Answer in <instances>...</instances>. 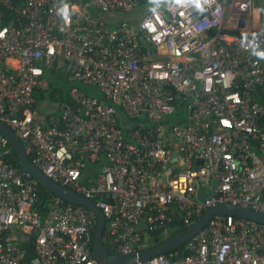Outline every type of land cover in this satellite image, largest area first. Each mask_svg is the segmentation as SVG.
<instances>
[{"label": "built area", "instance_id": "built-area-1", "mask_svg": "<svg viewBox=\"0 0 264 264\" xmlns=\"http://www.w3.org/2000/svg\"><path fill=\"white\" fill-rule=\"evenodd\" d=\"M143 1L0 0V122L50 179L95 201L115 254L149 248L143 230L176 211L186 229L223 203L264 213V0ZM56 66L104 98L74 86V103L43 117L35 93ZM10 145L0 132V264H101L95 214L52 192L42 203ZM90 164L102 168L88 177ZM182 246L135 264H264V223L215 214Z\"/></svg>", "mask_w": 264, "mask_h": 264}, {"label": "water", "instance_id": "water-1", "mask_svg": "<svg viewBox=\"0 0 264 264\" xmlns=\"http://www.w3.org/2000/svg\"><path fill=\"white\" fill-rule=\"evenodd\" d=\"M139 33L142 34L141 31ZM0 132L7 136L11 145L18 153L21 166L25 170L31 172L43 187L72 203L81 205L89 209L95 214V216L97 217V226L94 232L93 256L101 264H135L138 262H145L154 255L165 253L169 250L177 248L187 240L197 235L207 225L210 218L215 214L235 215L264 223V213L254 211L248 207L232 205L230 203H223L208 209L205 214L192 226L162 243L135 253L114 254L104 244L106 218L102 210L96 205L95 201L50 179L41 169H39L33 163L20 137L10 126L0 122ZM200 162L203 163V161ZM216 184V179L213 181L211 187H206L202 182H200L197 193L198 199L203 201L207 197H209L212 194Z\"/></svg>", "mask_w": 264, "mask_h": 264}, {"label": "trees", "instance_id": "trees-1", "mask_svg": "<svg viewBox=\"0 0 264 264\" xmlns=\"http://www.w3.org/2000/svg\"><path fill=\"white\" fill-rule=\"evenodd\" d=\"M157 1H159V0H144L141 4V10H145L147 8V4H149L148 6H151V7L155 6ZM45 78H47L49 80V88L47 90H37L36 91V93H35L36 108H39L40 102H44V101L54 102L56 104V106H58V107H57V110L52 112V113L56 114L57 116L60 114L59 104L61 102L69 101V102L74 103L73 98L70 96V90L74 86L80 87L82 90H84L85 92H87L90 95L97 96L98 98H101V99L104 98L101 94H97L96 90H94V88L92 90L89 86H86V85L81 84L77 81L71 80L69 78V74L65 70L64 66H56L54 68L47 69L45 72ZM62 82H65V83L63 84ZM256 98L261 104L264 105V91H263V89H260V91L256 95ZM48 116H49V114H48ZM262 124H264V117L262 118ZM11 148H12V152L10 155L11 161L16 166H18L19 168L22 169L23 167L20 164L18 153L13 148V146H11ZM101 168H102V164L90 165L86 171V175L88 177L95 176L98 173V171H100ZM40 188H41L40 189L41 201H42V203H44V202L48 201L53 194L50 191H48L45 187H43L42 185L40 186ZM96 226L97 225H95L93 228V233H92L93 241H94V231H95ZM184 229H185V227L184 228L181 227L179 224V221H176L175 224L171 225L170 235L168 236V238L174 237L175 235H177L179 232L183 231ZM148 238H149V242H150L151 246L157 245V244L165 241V239L161 236L160 231L150 232L148 234ZM104 240H105V237H104ZM93 241H92V243H93ZM108 248L112 253H114V254L117 253V251L115 249H113L111 247H108ZM181 248H179V249H181ZM33 255L34 254H32V252H31L29 254V257H32Z\"/></svg>", "mask_w": 264, "mask_h": 264}, {"label": "rangeland", "instance_id": "rangeland-1", "mask_svg": "<svg viewBox=\"0 0 264 264\" xmlns=\"http://www.w3.org/2000/svg\"><path fill=\"white\" fill-rule=\"evenodd\" d=\"M163 3H164V1L160 0V4H163ZM158 6H160V5H158ZM134 14H136V13H134ZM135 17H136V20H131V23L134 24V25H137L142 16H135ZM104 19L107 21L108 25L111 26V27L116 26L118 23L122 22V20H128V18L124 14H118L117 16H110V15L104 14ZM62 83L64 84L65 82H62ZM89 87L92 90L94 88V90H96L97 94H101L104 97L103 92L99 88L92 87V86H89ZM114 104L117 106V108L119 110V116H121L122 118H126L125 114L123 112V108H122L121 104L120 103H116V102H114ZM48 106L54 107V109L53 108L48 109ZM57 107L58 106H56V104L54 102H50V101H44V102H40L39 103L40 112L41 111L42 112L43 111H47V109H48V111L57 110ZM41 115L44 116L45 115L44 112Z\"/></svg>", "mask_w": 264, "mask_h": 264}, {"label": "crops", "instance_id": "crops-1", "mask_svg": "<svg viewBox=\"0 0 264 264\" xmlns=\"http://www.w3.org/2000/svg\"><path fill=\"white\" fill-rule=\"evenodd\" d=\"M158 5H162V4H160V0L159 1H157V3H156V5L155 6H158ZM139 15V14H138ZM50 108H53L54 109V107H48V109H50ZM48 109H47V111H43L44 112V116L46 117L48 114H50V113H52V112H54V111H56V110H50V111H48ZM39 111H40V108H39ZM43 112L41 111V113L43 114ZM43 116V115H42ZM43 116V117H44ZM45 122V121H44ZM90 165H94V164H90ZM89 165V166H90ZM88 166V167H89ZM176 214L175 215H173V219L171 220V221H168L164 226H162V227H158L157 229H156V231H160V234H161V236L165 239V241L166 240H168V239H170V238H168V236L170 235V228H171V225L172 224H175L176 223V221H179V224H180V226L181 227H183L184 228V226H183V223L181 222V217H180V213L178 212V211H176L175 212ZM95 225H97V224H95ZM94 228V227H93ZM96 229V228H95ZM186 229V228H185ZM184 229V230H185ZM95 232V231H94ZM143 232H145V236L147 237V240H148V242H149V238H148V234L150 233V232H152V231H148V230H143ZM92 233H93V229H92ZM180 233V232H179ZM176 236V235H175ZM172 238V237H171ZM164 242V241H163ZM162 243V242H161ZM184 244V243H183ZM182 244V245H183ZM92 245H93V243H92ZM182 245H180L179 247H177V248H174V249H172V250H169V251H167V252H165V253H169L170 251H175V250H179V252H181V255L182 254H184L185 253V251L183 250V248H181V247H183ZM149 246L151 247V245H150V242H149ZM154 246V245H153ZM93 247V246H92ZM108 248V247H107ZM179 248H181V249H179ZM109 249V248H108Z\"/></svg>", "mask_w": 264, "mask_h": 264}]
</instances>
